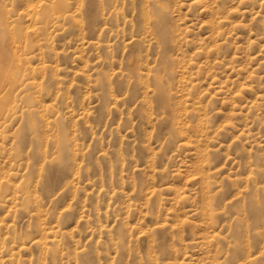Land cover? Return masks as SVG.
<instances>
[{"label":"rangeland","instance_id":"rangeland-1","mask_svg":"<svg viewBox=\"0 0 264 264\" xmlns=\"http://www.w3.org/2000/svg\"><path fill=\"white\" fill-rule=\"evenodd\" d=\"M0 33V264H264V0H0Z\"/></svg>","mask_w":264,"mask_h":264},{"label":"bare ground","instance_id":"bare-ground-1","mask_svg":"<svg viewBox=\"0 0 264 264\" xmlns=\"http://www.w3.org/2000/svg\"><path fill=\"white\" fill-rule=\"evenodd\" d=\"M1 33H2V32H1ZM1 33H0V34H1ZM1 35H2V34H1ZM4 36H5V34H4ZM1 38H2V37H1ZM4 38H5V37H4Z\"/></svg>","mask_w":264,"mask_h":264}]
</instances>
